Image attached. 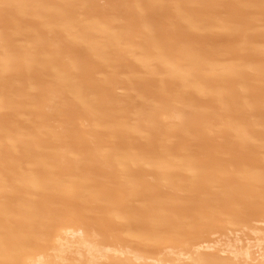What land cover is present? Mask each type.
Returning <instances> with one entry per match:
<instances>
[{
	"label": "bare ground",
	"instance_id": "1",
	"mask_svg": "<svg viewBox=\"0 0 264 264\" xmlns=\"http://www.w3.org/2000/svg\"><path fill=\"white\" fill-rule=\"evenodd\" d=\"M245 237L264 0H0V264H264Z\"/></svg>",
	"mask_w": 264,
	"mask_h": 264
},
{
	"label": "rangeland",
	"instance_id": "2",
	"mask_svg": "<svg viewBox=\"0 0 264 264\" xmlns=\"http://www.w3.org/2000/svg\"><path fill=\"white\" fill-rule=\"evenodd\" d=\"M216 41H217V42H216ZM223 41H225V40L220 41L219 39H218V40L216 39L214 42H215V43H223ZM239 235L241 236V234H239ZM241 237H243V236H241ZM253 239H254V240H253ZM246 240H247V241L249 240L248 242H250V243H253V242H251V241H254V243H255L254 245H256V248L254 249V251L256 250L255 252H257V251H258V253H260L261 251L264 252V245L261 246V245H262V244L260 243L261 241H260V242H258V241L256 242V239H255V238H251V237H250V239H247V238L245 237V240H244V241H246ZM247 241H246V242H247ZM262 242L264 243V241H262ZM242 244H243V243H242ZM252 245H253V244H252ZM259 249H262V250L259 251ZM262 252H261V253H262Z\"/></svg>",
	"mask_w": 264,
	"mask_h": 264
}]
</instances>
